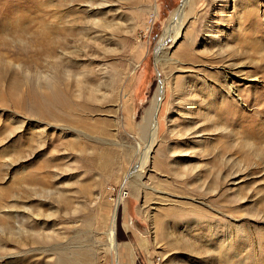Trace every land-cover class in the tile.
<instances>
[{"label": "rangeland", "instance_id": "rangeland-1", "mask_svg": "<svg viewBox=\"0 0 264 264\" xmlns=\"http://www.w3.org/2000/svg\"><path fill=\"white\" fill-rule=\"evenodd\" d=\"M182 2L0 0V264H264V0Z\"/></svg>", "mask_w": 264, "mask_h": 264}, {"label": "bare ground", "instance_id": "bare-ground-1", "mask_svg": "<svg viewBox=\"0 0 264 264\" xmlns=\"http://www.w3.org/2000/svg\"><path fill=\"white\" fill-rule=\"evenodd\" d=\"M182 1H183L182 4L173 12V15H172V18H171V20H172L175 17H179V20L176 21V25L169 26L166 29L164 38L162 40L163 42H164V40L166 38H168L170 36L171 32H174V37L173 38L177 37L178 34H179V29L182 27L183 22H184V18H185L183 8H184V5L188 4V2L190 0H182ZM161 88H163V84L162 83L158 86V89H156V91L154 93V96L151 99L150 106L145 111V113L143 115L142 124L140 126V131L144 132L147 135H149V134L152 135V138L157 136V133H158V131L156 130L157 123H156V119L155 118H156V112H157V109H158V106H159V103H160V99L163 97V96L161 97V94H162V92H160ZM55 95H56V92H53V90H52V91L49 92L47 97L52 98ZM57 96H55V97H57ZM200 99L202 100L203 98H200ZM201 100L198 103H201ZM157 129H158V127H157ZM149 142H150V144L147 145L146 149L144 150L145 156L144 157L142 156L143 158H142V160L140 162V164H142V167L140 168V171H139L140 174L144 170V167H145V165H146V163L148 161L149 151H150L151 147L153 145H155L156 141H155V139H153V140H151ZM114 235L115 234H114V217H113V219H112V228L110 230V236H109V238H110V249H111L112 254L114 255L113 264H118L119 263L118 262V258L116 259L117 254H118V246H117V243L115 241L116 239H115ZM84 256H86V255H84ZM81 258H79L80 259L79 262L81 261L80 264H84L83 262L85 261V259H81Z\"/></svg>", "mask_w": 264, "mask_h": 264}]
</instances>
